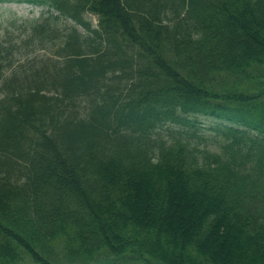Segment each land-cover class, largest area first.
Listing matches in <instances>:
<instances>
[{
  "label": "trees",
  "instance_id": "obj_1",
  "mask_svg": "<svg viewBox=\"0 0 264 264\" xmlns=\"http://www.w3.org/2000/svg\"><path fill=\"white\" fill-rule=\"evenodd\" d=\"M3 3L0 264H264V0Z\"/></svg>",
  "mask_w": 264,
  "mask_h": 264
},
{
  "label": "rangeland",
  "instance_id": "obj_2",
  "mask_svg": "<svg viewBox=\"0 0 264 264\" xmlns=\"http://www.w3.org/2000/svg\"><path fill=\"white\" fill-rule=\"evenodd\" d=\"M46 8L40 6H31L27 4H15V3H5L0 5V36L3 37L6 31H14L17 26L16 20H28L34 19L37 22L42 21V17L46 18ZM43 16L39 17V15ZM87 18L90 19L93 25L96 24V17L93 15H87ZM66 24H69L70 21H66ZM47 24V23H46ZM51 58V57H50ZM52 59V58H51ZM1 86V82H0ZM2 92H0L1 98ZM215 122L212 118L199 116L198 122L194 126H184L183 129L190 133L188 140L191 145L198 147L199 149L207 148L209 150H214L215 146L220 140L214 130ZM171 128V129H170ZM164 128L159 131V135L152 136L153 138L159 140H169L170 133L176 131L178 128L170 127Z\"/></svg>",
  "mask_w": 264,
  "mask_h": 264
}]
</instances>
